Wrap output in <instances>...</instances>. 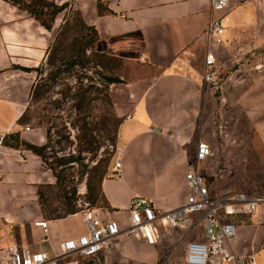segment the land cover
<instances>
[{
    "label": "crops",
    "instance_id": "1",
    "mask_svg": "<svg viewBox=\"0 0 264 264\" xmlns=\"http://www.w3.org/2000/svg\"><path fill=\"white\" fill-rule=\"evenodd\" d=\"M71 3L96 29L97 52L156 71L120 127L121 168L113 164V173L103 179L105 206L88 210L92 215L117 220L124 229L130 220L128 204L135 195L151 198L156 208L164 210L185 202V176L193 168L198 141L205 140L197 129L204 110L201 79L209 50L216 54L220 68L233 58L247 56L251 83L237 103L264 145V0H229L223 11L213 10L211 0ZM217 18L225 28L221 45L212 44L207 34L210 22ZM52 38L49 30L25 17L17 6L0 0V71L13 66L36 70L47 57ZM26 101L0 89V132L8 136L0 153V247L18 243L54 256L61 253L65 240L87 231L86 213L45 216L37 190L49 182L50 174L31 146L43 145L47 136L44 129L25 130ZM38 221H47V228L36 226ZM237 221L234 251L253 253L264 264V205ZM158 226L157 242L123 233L110 252L90 259L99 264H163L171 251L185 247L184 232ZM59 264L80 262L70 257Z\"/></svg>",
    "mask_w": 264,
    "mask_h": 264
},
{
    "label": "rangeland",
    "instance_id": "2",
    "mask_svg": "<svg viewBox=\"0 0 264 264\" xmlns=\"http://www.w3.org/2000/svg\"><path fill=\"white\" fill-rule=\"evenodd\" d=\"M7 1L53 36L38 70L13 66L0 71V89L18 100L27 99L23 123L46 131V142L35 150L50 174L49 182L37 190L43 212L59 218L104 207L100 186L113 173L120 127L156 71L140 62L84 50L90 41L95 49V34L71 0ZM55 44L59 48L52 57L57 59L50 64ZM246 58H233L222 68L217 62L212 83L204 80L203 65L204 110L197 130L213 155L199 169L219 193L231 189L264 193V145L237 103L251 83ZM72 60L77 64L71 65ZM183 256L184 248H176L163 264H184ZM72 259L99 264L79 255Z\"/></svg>",
    "mask_w": 264,
    "mask_h": 264
},
{
    "label": "built area",
    "instance_id": "3",
    "mask_svg": "<svg viewBox=\"0 0 264 264\" xmlns=\"http://www.w3.org/2000/svg\"><path fill=\"white\" fill-rule=\"evenodd\" d=\"M211 7L223 11L229 7V0H211ZM207 34L212 44L224 43L225 28L219 18L210 22ZM216 71L217 56L209 50L204 59V80L214 82ZM25 130L30 131L31 126L26 125ZM7 138V133L0 132V153ZM212 155L210 143L199 140L193 168L185 176L188 195L182 205L164 210L156 208L151 198L135 195L128 204L130 220L127 228L123 229L117 220H102L87 211V231L78 238L65 240L60 254L51 256L44 251L11 243L0 247V264H59L78 255L95 258L110 252L116 239L123 233L144 238L150 243L157 242L159 224L183 230L184 264H259L255 254L235 252L232 241L237 236V217L254 214L264 205V193L232 189L219 193L212 190L199 169L200 164L208 161ZM114 168H121L120 157L114 163ZM35 225L46 229L48 222L38 221Z\"/></svg>",
    "mask_w": 264,
    "mask_h": 264
},
{
    "label": "trees",
    "instance_id": "4",
    "mask_svg": "<svg viewBox=\"0 0 264 264\" xmlns=\"http://www.w3.org/2000/svg\"><path fill=\"white\" fill-rule=\"evenodd\" d=\"M93 31H94V34H95V40L94 41H96V39H97V36H98V34H97V31H96V29L94 28V27H91V26H89ZM60 46V45H59ZM59 47L57 46L56 47V44L55 45H53V47H52V49H51V52H50V55H49V63L50 64H52L53 62H54V60H56L57 59V56H53L52 57V55L54 54V52H55V50H57ZM88 48H90L91 50H92V53L94 54V55H97V56H102V57H106V56H109V55H107V54H104V53H100V52H97L93 47H92V44H91V41L90 42H85L84 43V50H86V49H88ZM70 64L71 65H73V64H77V62L75 61V60H72L71 62H70ZM38 70V69H37ZM34 150H36V147H33V146H31ZM103 181V180H102ZM102 181H101V184H102ZM101 187V186H100ZM101 193H102V191H101ZM103 195V194H102ZM104 198V197H103ZM69 214H71V213H69Z\"/></svg>",
    "mask_w": 264,
    "mask_h": 264
}]
</instances>
